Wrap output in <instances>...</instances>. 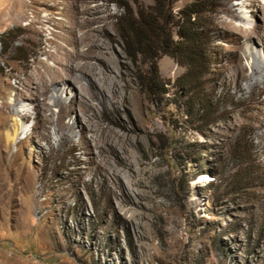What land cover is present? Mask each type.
Returning a JSON list of instances; mask_svg holds the SVG:
<instances>
[{
    "label": "rangeland",
    "instance_id": "1",
    "mask_svg": "<svg viewBox=\"0 0 264 264\" xmlns=\"http://www.w3.org/2000/svg\"><path fill=\"white\" fill-rule=\"evenodd\" d=\"M158 1L0 0V104L20 96L26 113L0 118V264H264V79L238 77L264 63V40L248 38L264 0H202L191 104L185 68L152 48L156 65L132 60L118 37L124 3L175 20L192 2Z\"/></svg>",
    "mask_w": 264,
    "mask_h": 264
},
{
    "label": "trees",
    "instance_id": "2",
    "mask_svg": "<svg viewBox=\"0 0 264 264\" xmlns=\"http://www.w3.org/2000/svg\"><path fill=\"white\" fill-rule=\"evenodd\" d=\"M160 0L155 4V10L164 12L165 5ZM112 3H116L113 1ZM201 3L202 0H192L184 10L186 12L180 13L175 20L165 19L164 15L159 13L150 18H143L141 15L134 16L131 8L128 4L124 3L120 7L123 8L124 15L118 18V24L120 28L118 30V37L125 46L126 55L135 60L136 58H149L151 62L156 65V58L149 56L150 49H154L156 52L160 51L163 55L172 58L179 66L185 68V72L177 79L178 87L180 91L186 93V101L190 104L199 102V97L195 94L198 89L200 80L204 77V69L206 66L207 55L204 52V48L207 46L205 37L202 35L199 28L196 27V22L200 20L201 16ZM173 24L176 28L174 40L172 33L165 32V25L169 23ZM204 27L201 24L202 28ZM160 42L158 47H151L148 43L152 37ZM166 85H163V87ZM150 89V87L148 88ZM161 96L167 94V91L162 90L159 93ZM190 105H186L184 112L185 117L190 114L188 112ZM207 110V104L201 105V111ZM202 162L198 161L197 168H201Z\"/></svg>",
    "mask_w": 264,
    "mask_h": 264
},
{
    "label": "bare ground",
    "instance_id": "3",
    "mask_svg": "<svg viewBox=\"0 0 264 264\" xmlns=\"http://www.w3.org/2000/svg\"><path fill=\"white\" fill-rule=\"evenodd\" d=\"M226 10L228 11L229 9H226ZM231 16L237 17L236 14H231ZM249 31L250 32H248V38H251L255 35H258V36H260L259 38L264 40V28H263L262 33L254 32L252 29H250ZM101 67H102V71L104 73H108L107 75L104 76V80H106L111 75L109 66H107L103 62V63H101ZM238 69H239V75H238L239 79L248 80L250 82L251 88H255V85L259 79H262V80L264 79V63H261L259 61H257L256 63H254L250 67V75L249 76L242 74V72H241L242 68L241 67H238ZM112 80H114V78H112ZM25 81L27 82V84H29L28 86H31L33 84L32 76L27 74L25 76ZM74 81L77 82L75 78H74ZM80 91H81V93L78 95H77V92L75 93L74 98L78 99V101L80 102L82 114H83V116L86 117L85 122H87L89 124L90 115H92V114H90V99H91L92 95L88 96L86 99L81 100L83 98V95H84V88L82 90L80 89ZM259 92L264 93V87H262ZM19 100H20V96H14L11 104H9V105L0 104V118L2 119L1 124L6 126L8 124L7 122L13 116H19L20 119L26 118V115H25L26 113L19 114V110L17 108V106L20 103ZM59 106H60V109H59L58 125L61 124V118H64L67 114H69L73 110L72 109L73 103L68 102L64 105H59ZM59 127L63 129L62 135L64 137V136H66V134L72 133V129L74 126H73V123H70V124H67V129L64 127L63 124L60 125ZM204 180L209 181L210 179H209V177H206V176L201 177L200 181L195 182L194 185L200 186Z\"/></svg>",
    "mask_w": 264,
    "mask_h": 264
}]
</instances>
